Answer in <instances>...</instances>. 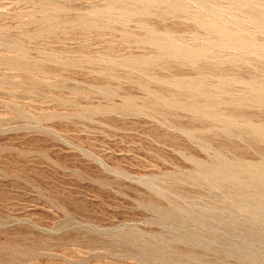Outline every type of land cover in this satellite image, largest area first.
<instances>
[{"label": "rangeland", "instance_id": "obj_1", "mask_svg": "<svg viewBox=\"0 0 264 264\" xmlns=\"http://www.w3.org/2000/svg\"><path fill=\"white\" fill-rule=\"evenodd\" d=\"M0 264H264V0H0Z\"/></svg>", "mask_w": 264, "mask_h": 264}, {"label": "bare ground", "instance_id": "obj_2", "mask_svg": "<svg viewBox=\"0 0 264 264\" xmlns=\"http://www.w3.org/2000/svg\"><path fill=\"white\" fill-rule=\"evenodd\" d=\"M192 53V52H191ZM197 54V53H196ZM199 54V53H198ZM193 56V55H192Z\"/></svg>", "mask_w": 264, "mask_h": 264}]
</instances>
